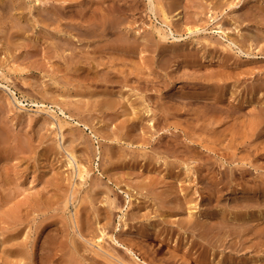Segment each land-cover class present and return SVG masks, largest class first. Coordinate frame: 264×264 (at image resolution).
Masks as SVG:
<instances>
[{
  "label": "rangeland",
  "instance_id": "obj_1",
  "mask_svg": "<svg viewBox=\"0 0 264 264\" xmlns=\"http://www.w3.org/2000/svg\"><path fill=\"white\" fill-rule=\"evenodd\" d=\"M95 1L0 0L2 153L25 143L0 161L8 168L0 173V216L1 209L21 208L14 218L0 217V264H264V94L253 91L264 86V0ZM115 1L119 15H91ZM94 18L109 23L89 25ZM191 94L226 102L206 106ZM155 113L160 122L153 126ZM134 160L130 181L156 177L157 190L174 188V202L132 182L114 186ZM153 160L157 173L148 166ZM80 162L87 169L82 178ZM180 163L204 167L177 175ZM172 164L178 167L169 169ZM206 174L227 184L213 192ZM187 193L195 199L187 202ZM101 202L107 203L99 208ZM190 208L203 220L217 211L215 223L230 227L229 249L183 233ZM16 245L25 248L22 257L10 252ZM183 249L192 259H172L173 250Z\"/></svg>",
  "mask_w": 264,
  "mask_h": 264
},
{
  "label": "bare ground",
  "instance_id": "obj_2",
  "mask_svg": "<svg viewBox=\"0 0 264 264\" xmlns=\"http://www.w3.org/2000/svg\"><path fill=\"white\" fill-rule=\"evenodd\" d=\"M123 1V0H122ZM151 1V3H152V1L153 0H150ZM90 2V1H89ZM93 2H96L95 0H93ZM126 2V1H125ZM154 2V1H153ZM97 3V2H96ZM112 3H114L113 5H110L108 8H102V7H98L97 5V7H96V9L97 10H93V13H91V15H119V13H120V11L121 10H119V5H118V2H112ZM130 3V2H129ZM98 4V3H97ZM111 4V3H110ZM139 4V3H138ZM39 5V4H38ZM84 5V4H83ZM93 5V4H92ZM130 5V4H129ZM136 5V4H135ZM4 6V5H3ZM51 6H53L52 8H51V12H53L54 14H55V12H54V10H55V6H56V4L54 3V2H52V4H51ZM86 6V5H85ZM90 6V5H89ZM94 6V5H93ZM100 6V5H99ZM102 6V5H101ZM124 6V5H123ZM91 7V6H90ZM120 7H122V6H120ZM125 7V6H124ZM46 8V7H45ZM65 8V7H64ZM44 9V8H43ZM80 9V8H79ZM91 9V8H90ZM30 10V9H29ZM46 10V9H45ZM90 11V10H89ZM85 13V12H84ZM48 14V13H47ZM57 14V13H56ZM70 14V13H69ZM68 14V15H69ZM87 14V13H86ZM43 15V14H42ZM85 15V14H84ZM88 15V14H87ZM123 15V14H122ZM46 17V16H45ZM87 18V17H86ZM83 20H85V19H83ZM107 20L108 19H99V20H97V19H89V25H98V24H101V25H105V24H108L107 23ZM97 21H100L99 23H97ZM46 22V21H45ZM81 22V21H80ZM84 23V22H83ZM86 23V22H85ZM46 24V23H45ZM195 26V25H194ZM221 26V25H220ZM220 26H219V28H220ZM100 28V27H99ZM106 28H107V26H106ZM189 29H192V28H190L189 27ZM103 31H105V29L103 28ZM161 34H162V32H161ZM164 34V33H163ZM75 35V34H74ZM91 35V34H90ZM102 35V34H101ZM250 35H251V33H250ZM256 35V34H255ZM88 37H90V36H88ZM163 38H166L167 37V35H163L162 36ZM253 37H255L254 35H252V38ZM260 37V36H259ZM174 38L175 39H177L175 36H174ZM251 38V39H252ZM258 38V37H257ZM257 38H256V41H257ZM242 40V39H241ZM253 40H255V39H253ZM165 42V41H164ZM122 43V42H121ZM235 44V43H234ZM128 47V46H127ZM238 47V46H237ZM163 48V47H162ZM136 48L133 46H130L129 47V51H133V50H135ZM141 50V49H140ZM177 51V50H176ZM171 52V51H170ZM164 55V54H163ZM192 57V56H191ZM125 58V57H124ZM123 58V59H124ZM174 58V57H173ZM180 58V57H179ZM225 58V57H224ZM228 58H229V56H228ZM239 59H241V58H239ZM244 66V65H243ZM239 67H240V65H239ZM244 68V67H243ZM235 70V69H234ZM112 73H113V71H112ZM116 78V77H115ZM117 81V80H116ZM264 81V80H263ZM261 82V81H260ZM262 84H263V82H261ZM262 84H257V85H254V87H253V91H254V93L255 94H257V96H260L261 94H264V86H262ZM211 88V87H210ZM213 89H214V87H213ZM222 95V94H221ZM108 96V95H107ZM110 96V95H109ZM113 96V95H112ZM180 97V96H179ZM178 97V98H179ZM114 98H117V97H114ZM190 99H192L191 101H199V100H202V101H205L206 100V103L204 102L203 104L204 105H210V103H211V105L213 104V105H216V104H221V103H223V102H226V101H224V99H223V96H211V97H209V98H204V100H203V98L202 99H199V94H191L190 95ZM259 101V100H258ZM199 102H201V101H199ZM257 102V101H256ZM114 103H115V101H114V99H109V100H106L105 101V104H106V107H112V105H114ZM208 103V104H207ZM236 105V104H235ZM242 106H246V105H244L243 103H242ZM238 107H241V104H240V106H239V104H238ZM264 107V106H263ZM214 109H216L215 107H214ZM146 111H147V113L149 112V110H147L146 109ZM215 112V111H214ZM150 113V112H149ZM148 113V114H149ZM152 113V112H151ZM147 114V115H148ZM144 115V114H143ZM146 115V114H145ZM151 116H152V121H154V124H153V126L156 124V123H159L160 122V117H157V115H156V113L155 114H151ZM161 116V115H160ZM196 117V116H195ZM149 118V117H148ZM213 119V117H211V120ZM217 119V118H216ZM255 119H256V116H255ZM11 120V119H10ZM150 120V119H149ZM210 120V121H211ZM214 120V119H213ZM212 120V121H213ZM257 122H258V125H257V129H261V116H259V117H257ZM255 120V121H256ZM162 121V120H161ZM2 123V122H1ZM213 123V122H212ZM63 124H61L60 125V127L61 128H63V126H62ZM6 127V126H5ZM254 127H255V125H254ZM254 127H253V130H255L254 129ZM84 128V127H83ZM42 129V128H41ZM40 129V130H41ZM9 130V129H8ZM230 130V129H229ZM1 132V131H0ZM111 132V131H110ZM225 132V131H224ZM228 132V131H227ZM57 133V132H56ZM82 133V132H81ZM238 133V132H237ZM260 133V132H259ZM258 133V134H259ZM2 133H0V135H1ZM15 134V133H14ZM14 134H12V132H11V136H13ZM133 134H135V133H133ZM174 134V133H173ZM225 134V133H224ZM21 135V134H20ZM20 135H18V133H17V136H19L20 137ZM58 135V134H57ZM75 135V134H74ZM125 135V134H124ZM170 135H172V134H170ZM16 136V138L18 139V137ZM78 136V135H77ZM81 136V135H80ZM163 136V135H162ZM4 137V136H3ZM2 137V138H3ZM14 137V136H13ZM12 137V138H13ZM31 137V136H30ZM88 137V136H87ZM108 137V136H107ZM119 137V136H118ZM173 136H171V138H172ZM225 137V136H224ZM8 138V137H7ZM15 138V137H14ZM13 138V139H14ZM16 138H15V140H16ZM21 138V137H20ZM26 138V137H25ZM39 138V137H38ZM103 138V137H102ZM120 138H122L121 136H120ZM161 138V137H160ZM164 138V137H163ZM162 138V139H163ZM174 138H176V137H174ZM12 139V140H13ZM71 139H72V137H71ZM108 139V138H107ZM118 139V138H117ZM126 139V138H125ZM135 139V138H134ZM165 139V138H164ZM21 140V139H20ZM175 140V139H174ZM192 140H194L195 141V139H193L192 138ZM2 141V140H1ZM22 141H24L23 139H22ZM76 141V140H75ZM122 141V140H121ZM176 141V140H175ZM58 142V141H57ZM131 142V141H130ZM172 142H174V141H172ZM21 143V142H20ZM83 143V142H82ZM175 143V142H174ZM173 143V144H174ZM178 143V142H177ZM0 144H1V142H0ZM22 144V143H21ZM77 144V143H76ZM111 144V143H110ZM140 144V143H139ZM4 145V144H3ZM23 145H25V143H23ZM22 145V146H23ZM34 145V144H33ZM144 145V144H143ZM179 145V144H178ZM190 145V144H189ZM10 146V145H9ZM9 146H5L6 148H4V153H2V149L1 148H3V146L2 145H0V161H2V162H6L7 161V159L9 158V157H11L12 156V151L11 152H5V151H7L8 149L9 150H12L13 148H10ZM22 146H19L18 147V145H17V143L14 145V149L13 150H21L22 149ZM28 146V145H27ZM87 146V145H86ZM173 146V145H172ZM16 147V148H15ZM83 147V146H82ZM174 147V146H173ZM168 149H170L171 150V148L169 147ZM176 149V148H175ZM211 149V148H210ZM120 150V149H119ZM172 150H174V149H172ZM176 150H179V148L177 147V149ZM93 151V150H92ZM96 151V150H95ZM113 151V150H112ZM111 151V152H112ZM214 151V150H213ZM258 151H260V150H258ZM18 152V151H17ZM90 152V151H89ZM122 152V151H121ZM125 152V151H124ZM198 152V151H197ZM261 152V151H260ZM14 153V152H13ZM20 153V152H19ZM93 153V152H92ZM108 153V152H107ZM112 153H115V152H112ZM117 153V152H116ZM128 153V152H127ZM195 153V152H194ZM70 154H71V158H73V159H75V155H74V153L72 152H70ZM82 154V153H81ZM193 154V153H192ZM260 154V153H259ZM95 155H98L97 154V152L95 153ZM112 155V154H111ZM125 155V154H124ZM184 155V154H183ZM114 156V155H113ZM112 156V157H113ZM117 156H119V155H117ZM122 156V155H121ZM178 156V155H177ZM97 157V156H96ZM110 158H111V156H110ZM133 158V157H132ZM131 159V158H130ZM149 159V158H148ZM157 159V158H156ZM210 159V158H209ZM101 160V159H100ZM121 160V159H120ZM133 160V159H132ZM118 161V160H117ZM124 161V160H123ZM126 161V160H125ZM129 161V160H128ZM146 161V160H145ZM154 161V160H153ZM180 161V160H179ZM207 162H208V160H206ZM70 162H73V160H70ZM139 162V161H138ZM172 162V161H171ZM205 162V161H204ZM81 163V162H80ZM79 163V176L82 178L83 176H84V174L85 173H87V169H85L84 168V166L82 165V163L80 164ZM114 163V162H113ZM125 163H127V162H125ZM148 161H147V165H148ZM156 163H158V161L156 162ZM156 163H155V161H154V164H153V162L152 163H150V165H148V166H150L149 167V169L151 168L152 169V171H153V169H154V171H155V173H157V172H159V170L157 169L158 168V166H156ZM192 163H195V162H192ZM211 163V162H210ZM5 164V163H4ZM77 164V163H76ZM108 164V163H107ZM117 164V163H116ZM124 164V163H123ZM139 164V163H138ZM143 164H144V162H143ZM190 164H191V162H190ZM200 164H202V163H200ZM208 164V163H207ZM206 164V165H207ZM213 164V163H212ZM0 165H3V163L2 164H0ZM7 165H9V164H7L6 163V166ZM78 165V164H77ZM113 165V164H112ZM145 165V164H144ZM144 165H143V170H144ZM180 165V167H179V169L177 170V175H179V174H181L182 172H184V171H186L185 172V174L187 175H189V173L190 172H192V171H194V172H198L200 169H202V167H204V166H194V165H192V166H187V165H184V164H182V163H180L179 164ZM199 165V164H198ZM5 166V165H4ZM3 166V168L1 169V166H0V173L1 174H8V168H6V167H4ZM115 166V165H114ZM114 166H112L113 168H114ZM142 166V165H141ZM119 167V166H118ZM118 167H116L115 166V168H114V170H117L118 169ZM121 167V166H120ZM125 168H127V173H126V175H123L121 178H119V179H114L113 181H112V179H108V180H111L112 182H113V184H114V186H117V187H119L120 186V184L121 183H126L127 182V184L129 183V182H132V184L133 185H135V187H137L136 189H140V190H152L151 191V195L155 198V199H159V198H163V199H168V200H171V201H169V202H174L173 200L176 198V196L174 195V193H172V192H174V188L172 187V189L170 190L171 192L170 193H168V194H166V192H164L163 190H157V186L155 187V185L157 184L156 182V177H150V178H147V179H149V180H147V182L145 181L146 179L143 177L142 179H140L139 177V179H134L133 181H130V180H132L133 178L131 177L133 174H130L134 169H130V168H136L137 167V160H134V161H132V162H128V164H125V166H124ZM146 167V166H145ZM175 167H178V166H175L174 164H172V165H169V169L171 168L172 170H174L175 169ZM206 168H209L208 166H205ZM242 167V166H241ZM240 167V168H241ZM246 167V166H245ZM250 167V166H249ZM100 168V167H99ZM117 168V169H116ZM123 167H121L120 168V170L122 169ZM124 168V169H125ZM205 168V169H206ZM244 167H242L241 169H243ZM138 169V168H137ZM146 169V168H145ZM166 169V168H165ZM247 169H248V167H246V171H247ZM131 170V171H130ZM171 170V171H172ZM204 170V169H203ZM211 170H212V168H211ZM214 170V169H213ZM212 170V171H213ZM256 170H259V168L258 167H256ZM112 171V170H111ZM110 171V172H111ZM123 171V170H122ZM130 171V172H129ZM135 171V170H134ZM140 171V170H139ZM147 171V170H146ZM157 171V172H156ZM170 171V172H171ZM187 171H189V172H187ZM204 171H206V170H204ZM210 171V170H209ZM208 171V172H209ZM85 172V173H84ZM99 172V171H98ZM118 172V171H117ZM129 172V173H128ZM138 172V171H137ZM150 172V171H149ZM173 172V171H172ZM193 172V173H194ZM207 172V173H208ZM260 172V171H259ZM115 173V172H114ZM120 173V172H119ZM125 173V172H124ZM201 173H202V170H201ZM206 173V172H205ZM211 173V172H210ZM217 173V172H216ZM0 174V175H1ZM145 174V173H144ZM147 174V173H146ZM160 174V173H159ZM222 174V173H221ZM243 174V173H242ZM241 174V175H242ZM117 175V174H116ZM115 174H114V178H115V176H116ZM131 175V176H130ZM151 175H152V173H151ZM155 175V174H154ZM191 175V174H190ZM204 175V174H203ZM214 175V174H213ZM226 175V174H225ZM2 176V175H1ZM110 176V175H109ZM143 176V175H142ZM200 176H201V174H200ZM228 176V175H227ZM243 176H244V174H243ZM7 176L5 175V176H3L2 177V182L4 183V182H6V180L8 179V178H6ZM98 177H100V176H98ZM132 179H131V178ZM148 177V176H147ZM220 176H216V177H213L212 175L211 176H209V174H206L205 176H202V179L204 180H202L203 182H205L207 185H210V186H212V188H214V189H212V191L213 192H215V188L216 189H221L222 188V186H225L227 183L225 182H222V180H221V178H219ZM262 177V176H261ZM107 178V177H106ZM116 178H117V176H116ZM127 178H129V179H127ZM137 178V177H136ZM171 178V177H170ZM225 178V177H224ZM55 179V178H54ZM166 179V178H165ZM167 179H168V177H167ZM100 180V179H99ZM107 180V181H108ZM94 181V180H93ZM228 182V181H227ZM230 182V181H229ZM108 183V182H107ZM221 183H223L222 185H220ZM243 183V182H242ZM96 184V183H95ZM130 184V183H129ZM128 184V185H129ZM160 184V183H159ZM166 184V183H165ZM204 184V183H203ZM247 184V183H246ZM3 185V184H2ZM98 185V184H97ZM147 185V186H146ZM5 186V185H4ZM3 186V187H4ZM113 186V187H114ZM122 186V185H121ZM131 186V185H130ZM262 186V185H261ZM1 187V186H0ZM100 187V186H99ZM227 187V186H226ZM260 187V186H259ZM104 188V187H103ZM109 188V187H108ZM156 188V189H155ZM256 188H257V186H256ZM2 189V188H1ZM111 189V188H110ZM110 189L108 190V191H110ZM209 189V188H208ZM113 190V189H112ZM219 191V190H218ZM222 191V190H221ZM118 192V191H117ZM146 192V191H145ZM101 193V192H100ZM111 193V192H110ZM181 193V192H180ZM217 193V192H216ZM261 193V192H260ZM20 194V193H19ZM99 194V193H98ZM120 194V193H119ZM150 194V193H149ZM194 194H195V192H194ZM5 195V194H4ZM192 195V194H191ZM191 195H189L188 193H187V195H186V198H185V200L187 201V202H189V201H192L193 199H195V198H193V195L191 196ZM216 195V194H215ZM260 196V195H259ZM175 197V198H174ZM209 200L210 201H213V198H215V197H213V195L212 194H209ZM262 197V196H261ZM2 199H3V197H1ZM95 198V197H94ZM119 198V197H118ZM174 198V199H173ZM183 198V197H182ZM104 199V198H103ZM107 199H108V197H107ZM163 199H162V201H163ZM109 201H107L110 205H112V204H114V202H115V199H108ZM208 200V199H207ZM250 200V199H249ZM259 200H260V198H259ZM4 201V200H3ZM120 201V200H119ZM253 201V200H252ZM262 201V200H261ZM6 202V201H5ZM97 202H99V201H97ZM107 202H101V204H100V206H99V208L101 207V205H102V203H104L103 205H106L105 203H107ZM166 201H164V203H165ZM7 203H9V202H7ZM6 203V204H7ZM90 203V202H89ZM116 203V202H115ZM195 203V202H194ZM218 203V202H217ZM116 204H118V202L116 203ZM128 204V203H127ZM205 204H207V203H205ZM257 204H259V203H257ZM16 205H18L17 203H16ZM193 205V204H192ZM191 205V206H192ZM211 205V204H210ZM23 206V205H22ZM89 206V205H88ZM109 206V205H108ZM114 206H115V204H114ZM195 206V205H194ZM197 206V205H196ZM4 207H5V205H4ZM105 207V206H104ZM112 207V206H111ZM102 208V207H101ZM115 208V207H114ZM137 208V207H136ZM140 209V208H139ZM170 209H172L173 210V213L174 214H176L178 211H179V213H181V211H180V207L178 208H174V206H171L170 208H169V210ZM187 209V208H186ZM219 209V208H218ZM20 210H21V208L20 207H14V208H11V209H8V208H4V209H1V218L2 219H6V218H9V217H16L19 213H20ZM104 212H105V214H106V216H108L109 218L111 217V215H110V211H109V207H105L104 209ZM188 210V209H187ZM137 211V210H136ZM219 211V210H218ZM134 212V211H133ZM157 212V211H156ZM217 211H214V210H212L211 211V216H210V219H208L207 218V220H203V217H202V219L200 218L201 216H203V214L201 213H199V210H196V208L194 209H189V217L188 218H185V219H183V221H182V223H181V229L183 230V233L185 232V233H188V234H191L192 233V235L193 236H197L200 240H201V242L204 244V243H206V244H208L209 246H211V247H213V246H217V247H220V246H222V248L225 250V249H229L230 248V246H231V243L229 242L230 241V227H229V224L228 223H225V224H216L215 223V221L217 220V219H219V218H217L218 216H217V214L218 213H216ZM112 213V212H111ZM162 213V212H161ZM220 213V212H219ZM101 214H103V212H101ZM130 214V213H129ZM188 214V213H187ZM242 214H244V213H242ZM160 215V214H159ZM204 215H205V213H204ZM219 215V214H218ZM223 215H225V214H223ZM131 217V216H130ZM134 217L135 216H132L131 217V219H134ZM173 217V216H172ZM205 217V216H204ZM129 218V217H128ZM200 218V219H199ZM261 218V217H260ZM206 219V218H205ZM263 219V218H262ZM201 220V221H200ZM257 220H259L258 218L256 219V221ZM261 220V219H260ZM259 220V222L260 223H262V221H260ZM20 221V220H19ZM230 221V220H229ZM245 221V223H246V221H248V220H244ZM255 221V220H254ZM264 221V220H263ZM153 222V221H152ZM151 222V223H152ZM156 222V221H155ZM158 222V221H157ZM156 222V223H157ZM227 222V221H226ZM258 222V223H259ZM108 223V222H107ZM148 223H150V221L148 222ZM147 223V225H149ZM241 223V222H240ZM65 224H67V223H65ZM106 224V223H105ZM153 224V223H152ZM263 224V223H262ZM18 225V224H17ZM87 225V224H86ZM141 225V224H140ZM145 225V224H144ZM151 225V224H150ZM155 225V224H154ZM56 226V225H55ZM258 226V225H257ZM59 227H60V225H59ZM62 227V226H61ZM60 227V228H61ZM140 227V226H139ZM148 227V226H147ZM155 227V226H154ZM157 227V226H156ZM168 228V227H167ZM176 228V227H175ZM50 229V228H49ZM52 229V228H51ZM62 229V228H61ZM140 229V228H139ZM157 229H158V227H157ZM165 229V228H164ZM45 230H47L46 228H45ZM53 230H54V228H53ZM256 230H257V228H256ZM18 231V230H17ZM56 231H58V230H56ZM167 231V230H166ZM176 231V230H175ZM19 232H21V231H18L16 234H19ZM46 232V231H45ZM48 232V231H47ZM63 232V231H62ZM141 234L143 233V235H148L149 233V230H148V232L147 231H145V229L143 228V227H141V230L139 231ZM159 232H161V229H159ZM162 232H163V230H162ZM161 232V233H162ZM191 232V233H190ZM259 232H260V235H261V232H262V228H260L259 229ZM43 233V232H42ZM50 233V232H49ZM152 233H154V232H152ZM169 233V232H168ZM172 233V232H171ZM255 233V232H254ZM46 234V233H45ZM103 234V233H102ZM132 234V233H131ZM170 234V233H169ZM258 234V233H257ZM52 235H54V234H52ZM95 235V234H94ZM139 235V234H138ZM153 235H155V234H153ZM159 235V234H158ZM183 235V234H182ZM44 236V235H43ZM48 236V235H47ZM50 236H51V234H50ZM60 236H62V234L60 235ZM64 236V235H63ZM63 236L61 237V239L63 238ZM101 236V235H100ZM99 236V237H100ZM133 236V235H132ZM180 236H181V234H180ZM259 236V235H258ZM14 237H18V240H19V235H16V236H14ZM13 237V238H14ZM59 237V236H58ZM66 237H67V235H66ZM98 237V238H99ZM148 237V236H147ZM260 237H262V236H260ZM13 238L12 239H10L11 241H15V240H17L16 238H14L15 240H13ZM49 238V237H48ZM47 238V239H48ZM126 238V237H125ZM129 238V237H128ZM161 238V237H160ZM166 238V237H165ZM45 239H46V237H45ZM58 239V238H57ZM143 239H145V238H143ZM164 239V238H163ZM194 239H197V238H194ZM50 240V239H49ZM51 240H53V239H51ZM50 240V241H51ZM178 240V239H177ZM199 240V241H200ZM20 241V240H19ZM46 241V240H45ZM47 242L48 244H53V241H51V242ZM175 241V240H174ZM173 241V242H174ZM192 241V240H191ZM259 241H261V240H259ZM12 242V243H13ZM17 242V241H16ZM94 242V241H93ZM164 242V240L162 241L161 240V243H163ZM179 242V241H178ZM195 242V241H194ZM219 244H218V243ZM233 242V241H232ZM11 243V244H12ZM46 243V242H45ZM55 244H57L56 243V241L54 242ZM59 243V242H58ZM198 243V242H197ZM261 243V242H260ZM11 244H9V245H11ZM164 244V243H163ZM232 244H234V243H232ZM13 245H14V243H13ZM44 245H46V244H44ZM60 245V244H59ZM192 245H193V243H192ZM24 246V245H23ZM63 246V245H62ZM66 246V245H65ZM201 246V245H200ZM204 246V245H203ZM10 247V246H9ZM46 247V246H45ZM51 247H53V246H51ZM60 247H61V245H60ZM95 247V246H94ZM127 247V246H126ZM233 247H235V246H233ZM239 247V246H238ZM50 248V247H49ZM53 248H55V249H53V250H57L58 251V249H57V247L56 246H54ZM63 248V247H62ZM103 248V247H102ZM174 248V247H173ZM187 248V247H186ZM203 248V247H202ZM25 248H23V247H21L20 245H16V246H14L13 248H11L10 249V252L13 254V255H19V256H21V255H23L26 251L24 250ZM43 249V248H42ZM48 249V248H47ZM165 249V248H164ZM190 249V248H189ZM189 249H187V251L185 252V250L184 251H172V253H171V255H172V259H177V257L178 256H180V257H182L184 260H187L188 261V259H190L191 258V253L192 252H190V250ZM238 249V248H237ZM127 250H129V251H133L132 250V248L130 247H127ZM182 250V249H181ZM51 251V250H50ZM59 251H60V249H59ZM141 251V250H140ZM156 251V250H155ZM201 251H203V250H201ZM237 251H239V249L237 250ZM39 252H40V250H39ZM96 252V251H95ZM204 252V251H203ZM53 253V252H52ZM114 253V252H113ZM135 252H133V254H134ZM205 253H206V251H205ZM56 254V253H55ZM75 254V253H74ZM207 254V253H206ZM203 256V254H200V256ZM54 256V255H53ZM170 256V255H169ZM18 257V256H17ZM22 257V256H21ZM71 257V256H70ZM9 258V257H8ZM39 258V257H38ZM57 258H59V257H57ZM169 258V257H168ZM214 258V257H213ZM181 259V258H180ZM192 259V258H191ZM67 260H68V258H67ZM70 260V259H69ZM75 260H77V259H75ZM199 260H202V261H206V259L204 260V258H202L201 257V259H199ZM21 261V260H20ZM176 262V261H175ZM77 263V262H76ZM167 263H168V261H167ZM178 263V262H177ZM202 263V262H201ZM205 263V262H204ZM61 264H62V261H61ZM64 264V263H63ZM71 264V263H70ZM133 264V263H132ZM148 264V263H147ZM182 264H183V262H182ZM210 264H212V263H210Z\"/></svg>",
  "mask_w": 264,
  "mask_h": 264
}]
</instances>
